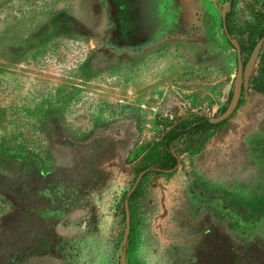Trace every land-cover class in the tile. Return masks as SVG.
<instances>
[{"label":"rangeland","instance_id":"obj_1","mask_svg":"<svg viewBox=\"0 0 264 264\" xmlns=\"http://www.w3.org/2000/svg\"><path fill=\"white\" fill-rule=\"evenodd\" d=\"M228 1L0 0V264H264V45L227 119L163 140L230 102ZM229 12L246 63L264 0Z\"/></svg>","mask_w":264,"mask_h":264},{"label":"water","instance_id":"obj_2","mask_svg":"<svg viewBox=\"0 0 264 264\" xmlns=\"http://www.w3.org/2000/svg\"><path fill=\"white\" fill-rule=\"evenodd\" d=\"M232 3H233V0H229L226 3V5H224V7L222 8V19H223L224 31H225L227 37L229 38L231 43L234 45V47L236 48V51H237L238 70H237V75H236V79L234 82V89H233V93H232V97L230 99V102H229L228 106L226 107V109L221 114H219L217 116L209 117V119L212 123H219V122H222L225 119H227L233 113V111L236 109V107L238 106L239 99H240L242 92L243 91L247 92L249 90L250 78H251L252 72L254 70V67L257 63V59H258L260 52H261L263 45H264V34H263V36L255 44L247 62L244 63L243 49H242L241 43L237 37H234L231 34L229 27H228V24H227V15H228L230 8L232 7ZM144 173H145V171H143L137 177V180H136L134 186L132 187V189L129 192V196L138 187ZM125 208H126V223H127L126 233H125V241H126L128 238L129 232H130V221H131L129 197L125 201Z\"/></svg>","mask_w":264,"mask_h":264},{"label":"trees","instance_id":"obj_3","mask_svg":"<svg viewBox=\"0 0 264 264\" xmlns=\"http://www.w3.org/2000/svg\"><path fill=\"white\" fill-rule=\"evenodd\" d=\"M229 14H230V12H228V15ZM262 15H264V13H262ZM219 123H221V122H219ZM219 123H212L210 121L209 117L204 116V115L198 117L194 122H191L187 125H182L181 121H178L175 128L171 129L163 138L164 146H165V149L167 151L168 157L172 163V166L176 165L178 160H179L178 155H176L174 151L170 150V145L172 142L177 140L179 137L186 136L189 134H193L195 132L207 130L210 127H212L216 124H219Z\"/></svg>","mask_w":264,"mask_h":264}]
</instances>
